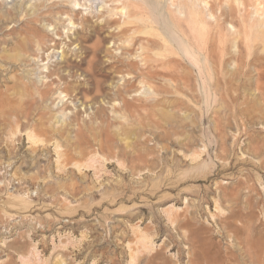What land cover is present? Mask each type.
I'll return each mask as SVG.
<instances>
[{"label":"rangeland","instance_id":"374dc122","mask_svg":"<svg viewBox=\"0 0 264 264\" xmlns=\"http://www.w3.org/2000/svg\"><path fill=\"white\" fill-rule=\"evenodd\" d=\"M43 1L0 0V264H264V0Z\"/></svg>","mask_w":264,"mask_h":264},{"label":"bare ground","instance_id":"6f19581e","mask_svg":"<svg viewBox=\"0 0 264 264\" xmlns=\"http://www.w3.org/2000/svg\"><path fill=\"white\" fill-rule=\"evenodd\" d=\"M6 2H8V0H5ZM47 3H48V0H44L43 2H42V5H40L39 7L40 8H44L46 5H47ZM78 4H76V6H77ZM39 7H36V10H39L38 8ZM36 12V11H35ZM6 15H11V12H9V11H7L6 12ZM23 14L21 13V16H22ZM26 23H29V22H26ZM71 24H73L72 22H70ZM47 78H50V77H48L47 76ZM48 88V87H47ZM36 90H35V92L34 93H36L37 94V96H36V94H34L33 92H31V93H29V97H28V100H27V102L25 103L26 105H25V107H22L18 112H17V115H16V117H17V120H16V126H34V124L35 123H37V121L34 123L33 122V120H34V112H36L37 111V109L38 108H40V106H38V108L37 109H35V106L36 105H39L40 103H44V101H46L47 100V98L49 97V95H50V90H42L41 88H39V87H36L35 88ZM156 89V88H155ZM126 92V94H128V92L129 91H125ZM134 92H138V91H133V92H131V93H134ZM64 95V98L63 99H73L72 98V94L71 93H69L68 92V89L67 90H64V92H60V94H59V97H62ZM62 99V100H63ZM118 100H122V103L120 104V105H122V106H119V107H116V106H114V111L115 112H118V113H121V112H124V113H134V112H130L131 110H130V107H129V105H128V103L124 100V97L123 98H119ZM121 102V101H120ZM118 108V109H117ZM86 112H87V110H86ZM85 112V114H87ZM72 115H73V118H77L78 116H77V113H72ZM88 115V114H87ZM8 116V115H7ZM89 117H90V121L92 122V119H91V116L90 115H88ZM34 117V118H33ZM19 118V119H18ZM42 118H44V116L42 115ZM73 118L71 119V120H73ZM94 118L95 119H97V115H95L94 116ZM22 119H25L26 121H27V123H24V122H22ZM77 121V120H76ZM42 122H43V119H42ZM87 123V122H86ZM85 124V123H84ZM77 126H78V132H81V133H79V137H80V139L78 138V146L80 145V146H82V144H84V145H86V144H88V138H87V135L85 136L84 134H83V132H82V130H81V127H80V125L79 124H76ZM43 133H46V132H43ZM41 134V133H40ZM42 137H43V135H41ZM39 134L37 135H35V133L34 132H32V133H30V134H28V137H29V139H32L33 141H35V142H43L44 140L42 139V137H41ZM45 136H46V134H45ZM87 138V139H86ZM109 144V137L108 136H106V139L105 140H102V141H100V150L102 151H104V148H107V145ZM105 158H106V160H109L108 159V156L106 157L105 155H103ZM70 160V163L71 164H73L74 166H78V168H81V167H83V165L82 164H79V162H75V160H73V159H69Z\"/></svg>","mask_w":264,"mask_h":264}]
</instances>
